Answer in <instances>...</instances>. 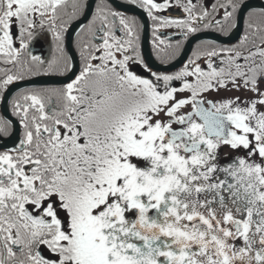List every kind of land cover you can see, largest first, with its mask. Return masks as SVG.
I'll return each instance as SVG.
<instances>
[{"label": "snow or ice", "instance_id": "1", "mask_svg": "<svg viewBox=\"0 0 264 264\" xmlns=\"http://www.w3.org/2000/svg\"><path fill=\"white\" fill-rule=\"evenodd\" d=\"M167 60L202 30L228 34L243 0H130ZM171 7L183 15H163ZM89 0H0V98L26 75L71 72ZM237 43L198 44L176 71L145 62L137 20L99 0L79 72L11 101L0 150V264H264V7ZM51 34V58L34 55ZM133 65L148 73L140 75ZM221 91L251 95L220 96ZM13 121L0 116V137ZM229 154L221 155L223 148Z\"/></svg>", "mask_w": 264, "mask_h": 264}, {"label": "water", "instance_id": "2", "mask_svg": "<svg viewBox=\"0 0 264 264\" xmlns=\"http://www.w3.org/2000/svg\"><path fill=\"white\" fill-rule=\"evenodd\" d=\"M95 1L96 0H89V8L87 10V13L84 17H81L77 21L73 22L71 24V27L69 29V32L67 33L66 40H67V48L68 51L70 52V55L72 57V62L75 65V68L71 71L68 72L66 75H60V74H48V75H37L33 78H25L24 80H20L17 82H14L12 86H10L9 90L5 94V97L2 98V103H1V110H3L4 115L13 121L14 124V130L13 134L11 137H0V150L3 149L5 146H11L14 140H16L19 135H20V125L18 123V119L16 116H14L11 111L9 110V101L10 97L13 95V93L20 89L23 88L24 86H29V85H40V84H58V83H67L69 82L74 76L78 73L79 68H80V62H79V55L77 51L74 48V36L78 32L80 25L84 24L87 22V20L90 18L89 16L94 10L95 7ZM112 4H114L118 9L121 11H126L129 13H134L137 14L141 17L143 21V40H142V48H143V54L144 58L147 61V64L149 65L150 68L153 70H160V71H169V70H174L178 68L188 57L189 53L191 52V49L193 48V43L201 40L202 38H211V39H217L220 42L224 43H231L234 42L237 38L240 37L242 34L241 31L243 29L244 25V17L245 13L248 11L247 9L251 7L253 4H259L264 7V1L263 0H247L243 3V7L238 13L237 17V26L235 27V30L232 32L231 35H221L218 32L215 31H201L198 33H195L190 36L188 39L187 43L185 44V48L183 52L180 54L178 59H176L173 62H170L169 64H162L159 61H157L153 54L152 50L150 48V21L149 17L147 14L141 10L138 6L128 4L124 1L120 0H109ZM168 13H170V10H168Z\"/></svg>", "mask_w": 264, "mask_h": 264}, {"label": "flooded vegetation", "instance_id": "3", "mask_svg": "<svg viewBox=\"0 0 264 264\" xmlns=\"http://www.w3.org/2000/svg\"><path fill=\"white\" fill-rule=\"evenodd\" d=\"M127 1H130V0H127ZM246 0H243V3L245 2ZM204 2H206V3H209V4H211V3H217V0H204ZM171 8H178V9H172L171 10V12H170V14L169 13H167V11L166 12H164V14L165 15H167V16H171V17H180V16H182L183 15V12H182V9L181 8H179V7H171ZM259 8H262L259 4H253L251 7H249V9H248V12L246 13V15H245V19H244V21H245V26L247 25L246 24V21H247V19H248V13L251 11V10H253V9H259ZM118 11H120V10H118ZM121 12H123V11H121ZM123 13H125V12H123ZM151 22V37H152V41H151V46H152V48H153V52H154V55H155V57L156 58H158V59H160V58H165L163 55H158L157 54V51H156V48H155V46H154V44H153V35H152V32H153V21L151 20L150 21ZM244 26V27H245ZM208 30H211L212 31V29H208ZM213 30H215V31H218V30H216V29H213ZM232 30V29H231ZM231 30L229 31V33L228 34H230V32H231ZM244 29H243V33H244ZM177 32H178V30L177 29H175V28H170V29H164V31L162 32L161 30H160V35L162 36V38H165V39H168V38H171L172 39V41H173V43H175V41H177V40H180V41H182L183 40V38L180 36V35H178L177 34ZM219 33H222V32H220V31H218ZM223 35H224V33H222ZM243 35V34H242ZM240 38V37H239ZM239 38L237 39V40H235V42H232V43H221V42H219V41H217V40H214L213 39V41H215L217 44H219V45H225V46H230V45H232V44H235V43H237L238 42V40H239ZM38 40H41V41H43L45 44H44V46H41L43 49H45L46 50V52H53L52 50H53V40H52V37H51V34L50 33H47L46 31L45 32H39L38 33V35H37V37L31 42V44H30V48H29V50L34 54L35 52H36V47H35V44L37 43V41ZM186 41V40H185ZM207 41H212L211 39H208V38H203L201 41H199V42H197L196 43V46L195 47H193V49H195L196 47H197V45L198 44H202V43H204V42H207ZM185 43V42H184ZM193 49L191 50V53H190V55L189 56H191L192 55V52H193ZM143 55V54H142ZM188 56V57H189ZM187 61V60H186ZM185 61V62H186ZM183 65V64H182ZM181 65V66H182ZM136 66L137 65H133V69H135L136 68ZM180 66V67H181ZM179 69V68H178ZM137 70V69H136ZM176 71V70H175ZM172 72H174V71H172ZM169 73H171V72H169ZM219 95L220 96H237V95H239V96H241L242 98H244V97H247V96H249V95H251L250 93H247V92H244V91H240V92H235V91H231V92H226V91H221L220 93H219ZM230 153V150L228 149V148H223L222 149V151H221V155L222 156H224L225 154H229Z\"/></svg>", "mask_w": 264, "mask_h": 264}, {"label": "trees", "instance_id": "4", "mask_svg": "<svg viewBox=\"0 0 264 264\" xmlns=\"http://www.w3.org/2000/svg\"><path fill=\"white\" fill-rule=\"evenodd\" d=\"M207 1V0H206ZM99 2V0H97V2H96V4ZM194 2H195V0H194ZM206 3V2H205ZM95 4V5H96ZM207 4V6L209 7V8H211V5L212 4H214V3H211V4H208V3H206ZM112 5V4H111ZM113 6V5H112ZM113 8H115L114 6H113ZM116 9V8H115ZM117 10V9H116ZM127 16H129V17H135L136 18V20H137V30H138V32H139V36H141V32H142V26H141V23H140V19H139V17L138 16H136V15H130V14H127V13H125ZM246 27H247V25L244 27V30H246ZM245 32V31H244ZM76 36H75V38H74V40H75V42H74V46H75V48H76V51H78V54H79V49H78V47H77V43H76ZM184 42H185V40H182V46H181V49L183 48V44H184ZM139 44H140V40H139ZM196 46V45H195ZM180 49V50H181ZM68 52V55L70 56V53H69V51H67ZM52 54H53V52H47L46 53V57H45V59H49V58H51V56H52ZM80 56V55H79ZM158 59V58H157ZM175 59V58H174ZM171 60H173V59H171ZM171 60H167L166 58H160V61H162V62H169V61H171ZM80 62H81V57H80ZM68 73V72H67ZM66 74V73H65ZM64 74V75H65ZM26 77H33V76H30V75H26L25 76V78ZM65 84V83H64ZM63 84H58V85H54V84H46V85H35V86H27V87H24L23 89H20V90H18V91H16L14 94H13V96L17 93V92H19V91H21V90H25V89H45V88H58V87H61ZM12 96V97H13ZM12 97H11V100H10V103H9V109L11 110V112H12V105H11V101H12ZM1 98H0V105H1ZM0 116H4V114H3V112H2V110H1V108H0ZM5 117V116H4ZM18 118V117H17ZM18 120H19V118H18Z\"/></svg>", "mask_w": 264, "mask_h": 264}, {"label": "rangeland", "instance_id": "5", "mask_svg": "<svg viewBox=\"0 0 264 264\" xmlns=\"http://www.w3.org/2000/svg\"><path fill=\"white\" fill-rule=\"evenodd\" d=\"M209 1V0H208ZM163 15H165L164 13H162ZM161 31L163 32L164 29H161ZM140 40H141V37H140ZM44 42L41 41V40H38L37 43L35 44V47H36V52L34 53V55H39V56H42L43 58H45L46 56V50L43 49L41 46H44ZM137 69V70H136ZM135 71L140 74V75H144V76H147L148 73L142 68V66H139L137 65L136 68H135Z\"/></svg>", "mask_w": 264, "mask_h": 264}]
</instances>
